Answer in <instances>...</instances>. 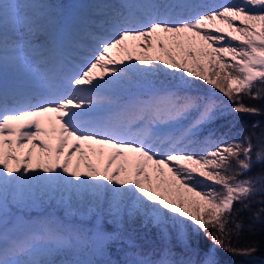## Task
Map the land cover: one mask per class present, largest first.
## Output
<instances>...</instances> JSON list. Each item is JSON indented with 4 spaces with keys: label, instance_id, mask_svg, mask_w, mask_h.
Instances as JSON below:
<instances>
[{
    "label": "snow or ice",
    "instance_id": "obj_1",
    "mask_svg": "<svg viewBox=\"0 0 264 264\" xmlns=\"http://www.w3.org/2000/svg\"><path fill=\"white\" fill-rule=\"evenodd\" d=\"M39 7L0 5V71L32 77L27 84L0 78V264H98L59 257L103 255L117 241L127 242L126 258L103 264H219L216 249L251 264L256 245L232 244L242 227L234 206L249 209L264 194V131L229 139L203 128L226 110L262 113L244 101L264 99V0L205 11L192 0L98 5L101 32L92 21L84 29L97 46L79 66ZM193 80L230 103L190 94ZM193 111L194 120L171 131ZM256 165L261 171L248 175ZM57 193L69 213L75 199L87 202L94 220L153 225L160 249L150 256L103 223L89 228L51 215L30 223L12 211ZM201 233L211 242L202 255ZM173 241L186 259L173 255Z\"/></svg>",
    "mask_w": 264,
    "mask_h": 264
},
{
    "label": "trees",
    "instance_id": "obj_2",
    "mask_svg": "<svg viewBox=\"0 0 264 264\" xmlns=\"http://www.w3.org/2000/svg\"><path fill=\"white\" fill-rule=\"evenodd\" d=\"M40 1L44 3L46 6L50 5L47 7L48 8L52 7V9H54L55 6L62 8L67 7V5H70L69 1L72 2V0H40ZM85 1H86L85 4L79 6L78 9H81V11L86 12V10L91 4L90 2L91 0H85ZM208 1L214 4L223 3V0H208ZM189 93L193 95H197L201 98H205V97L214 98L217 101V103H220L221 101L223 102V104L230 103L229 101L227 102L223 98V96L219 95L218 93L216 94V91H212L209 89L205 90V88H199L198 86H196V88L193 87L189 89ZM244 102L246 104L262 109L261 115L234 113L231 112L230 110H226L225 113L222 116H220L218 119L214 120L209 125H205L203 128V132L206 134L211 130L212 132H215L217 136L226 135L229 139H240L241 137L237 135V133L243 132L244 134H248L254 131L257 134H259L261 131H264V99L252 100L245 98ZM196 116L197 113L193 111L187 117V119L181 123V125L171 129V131H173L174 133H178L183 127L187 126L192 120H194ZM253 124H257L258 127L253 129L252 127ZM253 143L254 144L256 143L255 138H253ZM260 171H261V166L256 165L252 169V172L248 173V175H255ZM261 200H264V194H257L255 197V201L251 204L249 209H241L240 204H236L234 206L236 209H240L238 213L237 222L240 223L242 227L238 233L233 234L232 244L237 247H245L249 244L256 245L258 251L255 254L254 258H252L251 264H264V216H261L260 218L256 217V213L259 211V209L261 207H264V205L259 203V201ZM46 208L54 209L55 211H57L58 209L57 207L54 208V206L51 205H47ZM13 210H15V208ZM81 219L82 222L85 221L84 217H81ZM79 222L80 219H78V221L76 222H71V223L78 224L81 226H87L89 228L93 224L92 221L90 222V224L89 222L88 223L85 222L82 224H80ZM97 223H103L104 227L113 234H116V232L118 231L112 227L111 228L109 227L108 229L107 226H105V223H107V221L106 218L104 217H100L97 220ZM124 224H126L124 228L127 227V229L132 227L130 225H134V223L133 224L124 223ZM131 235H132L131 238L135 239L134 242L138 246V249L148 253L150 256L152 255L153 251H158L161 247V243H162L161 235L160 234L156 235L154 230L152 229L150 230L148 227L145 228L144 226H140L137 224L131 230ZM198 240L200 246L197 249V252H199L202 255L203 251H206L209 247H211V242L207 240L202 233L199 235ZM127 248L128 245L126 241H117L107 246L105 253L103 255L93 254L90 250L75 251L70 253L68 256L61 255L59 257V260L60 261H63L65 259L94 260L97 261L98 264H103V261L108 259L114 261L116 260L123 261L126 258L125 252L127 251ZM174 248L175 251L173 255H175L177 259L187 258V254L181 250L180 246L174 245ZM216 253L219 264H249V261H247L245 258L234 256L228 252L223 251L222 249H216ZM191 256L193 260H198L200 258V256L197 255L196 253H191Z\"/></svg>",
    "mask_w": 264,
    "mask_h": 264
},
{
    "label": "rangeland",
    "instance_id": "obj_3",
    "mask_svg": "<svg viewBox=\"0 0 264 264\" xmlns=\"http://www.w3.org/2000/svg\"><path fill=\"white\" fill-rule=\"evenodd\" d=\"M4 2H6V0H0V3H1L0 5H2ZM12 2H18V3H22V4L26 3L25 0H12ZM69 3H71V2L69 1ZM239 3H241V0H223V3H216V4L211 3L208 0H202V1L198 0V4H202V5L206 6L205 8H202V11L217 7V6L221 5V4H239ZM64 8H65V10L68 9V7H64ZM52 11H53V13H52V15L49 16L50 18H48V17L46 18V16H47L46 13H40V14H42V16L46 20H51V21L57 22V24L59 25V28L63 26V23H65V21H67L66 22L67 24L71 22L70 21L71 18H66L67 14L65 15L64 12L61 13V10L59 8H57L55 10H52ZM65 26H67V25L65 24ZM64 27H63L64 30L62 29V31L59 30L57 32L59 46L61 44V42H60L61 41V36L66 34L67 32H69V31H67V28H64ZM97 31L101 32L100 29H99V24L97 25ZM39 43H40V41L38 40L37 44H39ZM87 43H89L90 45L87 44ZM87 43H85L82 46V47H85V48H81L79 54H78V52L75 53L74 51H69L68 46H65L62 50L64 52L70 54V58L72 59V63L74 65L79 66L80 62L82 60L91 59L92 58V53H93V51L95 50V48L97 46L95 42H93V41H91L89 39L87 40ZM82 51H84V52L86 51V53L90 54V56L89 55H85V54H81ZM79 55H81L83 57H81ZM73 58H75L76 60H73ZM7 70H10V68L7 69ZM16 72H17L18 75L25 76V77L28 76V77H30V79H32L30 73L26 69H18V70H16ZM0 73H2V71H0ZM193 83L195 85L194 86L195 88H196V86H198L199 88H205V90L209 89V90H212V91H216V94L218 93L219 95L223 96V94L220 93L216 88H214L211 85H208V84L204 83L203 81L193 80ZM121 93L123 94V92H121ZM223 98L228 102V98L227 97L223 96ZM95 147H99V146H95ZM25 151H26V149H25ZM106 156H107V151L105 152V157ZM92 159H93V163H96V158L93 157ZM74 162H75V158H74ZM165 171H167V170H165ZM150 174H152L151 170H150ZM198 179H200V178H198ZM205 183L207 184L209 182L205 181ZM59 195H60L59 193L56 194L57 199L45 198L42 201H39V202H37L34 205H31V206H28V207H24V208L15 209V210H13L14 209L13 208L12 211H14L15 215L20 216L22 219H24L25 221H29L30 223H38V222H40L41 220L47 218L50 215L52 217H54L55 219H58V220H60L61 222H64V223L76 222V221H78V219H80V222H79L80 224L85 223V222H87V223L89 222V224H90L91 221H92L93 224L97 223V220L93 219L92 214L86 212L87 202H85L84 204H80L75 199H73V201H72V211H71V213H69L65 209V207L62 204L59 203V199H58ZM47 205L54 206V208L57 207L58 209H57V211H55L54 209L46 208ZM81 217H84L85 221L82 222ZM104 218H106V221H107V223H105V226H107L108 229H109V227L110 228L112 227V228H115L116 230H118L116 232L117 235L123 234L125 237H132L131 230L137 224L140 225V226H144L145 228L148 227L150 230L151 229L154 230L156 235L157 234L161 235L160 231L156 227H154L151 224H146L141 219H137L134 222H128V224H130V223L133 224L134 223V225H130L132 227L129 226L130 227L129 228L130 230H129V229H127V227L124 228V226L126 225L124 223L115 224L116 222H113L111 217H104ZM119 229H120V231H119ZM125 231H127V232H125ZM132 240L134 241L135 239L133 238ZM173 245H175V242H173Z\"/></svg>",
    "mask_w": 264,
    "mask_h": 264
}]
</instances>
